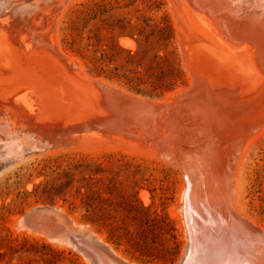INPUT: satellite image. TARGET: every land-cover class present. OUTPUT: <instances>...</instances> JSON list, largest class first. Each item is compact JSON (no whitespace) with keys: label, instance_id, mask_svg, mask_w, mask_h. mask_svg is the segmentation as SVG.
I'll list each match as a JSON object with an SVG mask.
<instances>
[{"label":"rangeland","instance_id":"obj_1","mask_svg":"<svg viewBox=\"0 0 264 264\" xmlns=\"http://www.w3.org/2000/svg\"><path fill=\"white\" fill-rule=\"evenodd\" d=\"M17 1L20 0H0V12L6 13ZM30 1H35L34 15L12 9L8 19H3L4 15L0 13V109H3L0 110V235L5 237L9 233L12 238L25 237L37 241V246L31 247L34 251L28 254L29 259L35 260L33 264H88L71 246H58L54 244L57 241L52 242L40 234L16 228L18 217L28 208L55 205L74 220L88 224L104 235L116 251L130 260L142 264L176 261L184 242L183 224L175 209L185 184L179 163L190 147L187 141L192 124L186 118L188 107L171 95L192 81L191 65L186 56L189 48L195 45L202 53L201 58L216 54L225 56L227 48L220 44L215 34L208 33L198 15L183 7L179 0ZM199 1L206 3L208 0ZM224 3V9L229 12L237 1L224 0ZM238 14L237 11L231 15L237 18ZM162 19H166L172 29L173 39L166 50L172 51L169 57L178 63L183 73L181 82L171 89L137 92L124 81L111 78L108 74L114 65L119 67L120 74L134 75L128 71L133 65L123 61L125 53L121 52L118 57L114 50L108 49L112 38L122 48L135 51L137 43L132 37L118 35V32L132 30L140 39L142 50L136 59L144 65L153 53H162L156 37H151L149 41L145 39V34L155 32L153 28L160 25ZM249 21L246 19L247 25L241 29L255 43L264 63V30H258L263 29L264 20L257 18L262 26L258 23L253 26ZM26 24L27 28H32L31 32L24 27ZM248 29L252 34L248 33ZM123 40L126 41L124 44ZM234 46L240 49L237 44ZM104 49L107 55L109 52L110 58L113 55V63L104 65ZM104 59L107 60L106 55ZM238 67L236 70L249 71L252 66L246 63ZM249 75L244 76L239 87V91H244L241 96L247 103L245 106L250 107L243 112L246 123L236 131L235 138H230L234 142L226 149L228 152L225 150L221 155L218 172L209 173V180L210 186L214 183L212 188L220 195L224 193L232 206L235 196L239 195L236 202L240 215L264 229V83L262 78L257 80ZM97 82L136 97L143 107L135 106L128 110L123 107L126 112L124 117L88 128L86 121L97 111L102 112L100 107L93 106L98 95ZM245 83L249 85L245 86ZM253 94L256 96L253 97ZM251 96L253 98L250 99ZM235 141L241 142L239 146ZM222 163L226 165L227 174ZM239 181L242 183L239 184ZM86 194H92L95 209L86 211L83 204L87 200ZM97 195L109 197L110 205L108 201L98 200ZM220 195L218 199L222 198ZM130 202L148 206L150 215H166L178 244L172 260L156 261L140 255L124 239L120 244L108 239L107 232L112 221L117 226L135 230L136 224L131 216L136 212L132 211L126 217L127 212L123 210L124 204ZM212 218L216 219V216ZM174 240L162 238L159 247L166 255L174 247ZM40 243L49 248L44 249ZM25 257L21 260L22 264L26 263Z\"/></svg>","mask_w":264,"mask_h":264},{"label":"bare ground","instance_id":"obj_2","mask_svg":"<svg viewBox=\"0 0 264 264\" xmlns=\"http://www.w3.org/2000/svg\"><path fill=\"white\" fill-rule=\"evenodd\" d=\"M179 1L182 3L183 7L190 8L191 11L193 10V12H195L198 15L199 19L203 21V25L206 28H208L207 30L209 32L208 31L207 32L210 34L212 33L213 35L215 34L218 41H220V44L224 45L227 48L226 50L227 54L224 53L225 56L219 57L216 54L207 57L204 54L205 57L203 58H201L202 55L201 51L197 47H195V45L194 48H189L188 51L186 52V56L188 57L191 65L190 75L192 81L190 84L194 86L195 89L194 93L187 97H184V95L179 96L176 95V92L180 93L182 89H177L174 92H172L171 95L172 97H176L181 105L188 107L189 111L187 112V116L186 115L185 116L188 122L191 120V124H192V128L189 133L190 138L187 141L190 147L187 148L186 152L184 151L185 152L183 154L184 159L182 158L183 159L182 161L178 159L179 161L182 162V163L180 162L181 164L179 163V165L181 166L185 176L184 177L185 184L180 193L179 203H177L175 207V209L178 211V214L181 218L184 228L183 229L184 245L183 248H181L183 258L180 264H264V247H263L264 229L259 226L251 224V221L249 222L246 218L240 215L239 209L237 207L238 203L236 202V197L239 195L235 196V201H234L235 204H233L232 206V204L229 203L230 199L227 200L224 197V193L221 194L222 198L220 197L221 199H218L219 198L218 195H220V193L218 194V191L212 188L214 183L210 186L211 179L209 180V173H213L215 171L218 172V169L220 167L219 166L220 159L222 157L221 155L231 145V142H234L232 141L234 139H230V138H232L235 135L236 131L246 123L245 122L246 119L245 118L243 119L245 115L243 114V112H245L246 110L247 106L245 105L247 103L245 104L243 102L244 99L242 98V96L244 91L242 92L239 91L240 82L242 81L243 78H245L244 76H246V74L247 75L252 74V76H255L257 80H261L262 78L263 79L262 81L264 83V63L260 58L257 46L245 35L243 30L241 29V27L247 25L245 23L246 19L247 20L249 19L250 20L249 22H251L252 23L251 25L253 26H256L257 23L258 25L260 24V22H257V18L264 20V0H235L237 1V4L229 12H226V9H224L223 7L225 4L224 0H208L206 3L203 1L200 2L199 0H179ZM34 3L31 2L30 0H20L19 2L17 1L14 4H12L9 7V11H7L6 13L5 12L4 14H2L3 12L0 13L4 15V17H2L3 19L5 18L8 19L9 17L8 13H11L12 11L10 10L12 9L15 10L20 9L21 12L25 14L26 13L32 14L33 12L36 11V6ZM20 6L22 8H20ZM237 11L239 13L238 14L239 17L238 15L237 18L235 17V15L234 16L231 15L232 13ZM232 18H235V20H233ZM24 27L27 28L28 27L27 24L26 26L24 25ZM27 29H29L30 32L32 31L31 27ZM188 29L190 30V28ZM249 30L250 29H248V33L250 32ZM258 30L259 31L264 30V25H263V29L261 28ZM204 31L205 30H203V32ZM250 34H252V32H250ZM41 39H44V37ZM120 41H122V39H120ZM124 42L126 41L123 40V44ZM31 44L32 43H30V45ZM235 44L239 46L240 48L239 50L237 46H234ZM30 45L28 44L29 47ZM37 46L39 47V45ZM12 50L14 49L12 48ZM13 52H16V50ZM40 54L38 53L37 55ZM246 63L251 64L252 66L251 70L250 69L249 71H247V69L245 71L236 70V67L242 66ZM243 72H245V74ZM248 80L250 79L248 78ZM246 84L249 85V83H245V86H247ZM250 84L253 85V83ZM243 86L241 88H243ZM248 88L247 90L245 89L246 90L245 93H247ZM252 90L254 91V87L252 88ZM258 91L260 90L258 89ZM257 93L258 92H256V94ZM254 95L255 94H253V97ZM258 95L260 96L261 94ZM253 97L251 96L250 99ZM246 100L247 99L245 98V101ZM257 100L258 99H256V101ZM0 110L3 111V109ZM248 121L250 120L248 119ZM35 124L42 126V123L36 121ZM240 143H238V146ZM181 148L180 150L183 149ZM235 149H233L232 151H234ZM225 152L228 151L226 150ZM234 152L233 155H235ZM244 152L247 153V151ZM223 161L225 162L224 159ZM168 163L171 164V162ZM222 166H224L225 168L226 165L223 164ZM226 169L227 168H225V174L228 173ZM240 183L242 182L239 181V184ZM237 190H239V188ZM227 198H229L228 195ZM55 208L57 211L56 212L57 216L58 218L62 219L64 226L65 227L68 226V228L71 229L73 228L77 230L76 234L80 235V237H84L87 240H89L93 251L87 252L85 248L82 247L77 248L76 246L74 247L72 244H69L67 241H63V240L60 241L56 240L57 242H55L54 244L62 247L71 246L83 256V258L88 264H142L140 262L130 260L125 256H123L121 252L116 251L113 248V246L109 242H107L104 235L97 233L95 229L90 225L81 223L67 216V214L58 206H56ZM47 211L50 214H52L51 211L49 210ZM213 216H216V219H213L212 218Z\"/></svg>","mask_w":264,"mask_h":264},{"label":"trees","instance_id":"obj_3","mask_svg":"<svg viewBox=\"0 0 264 264\" xmlns=\"http://www.w3.org/2000/svg\"><path fill=\"white\" fill-rule=\"evenodd\" d=\"M155 32L150 34H145L146 41H149L151 37H156L158 41V46L162 49V53H153L151 59L144 62V65L137 61V57L141 50L140 39L135 37V34L132 30H128L126 32H118V35H128L132 37L137 43V48L135 51H132L131 48L124 49L119 46L115 38H112V45H108V49L114 50L118 57L121 52L125 53L123 57V61L125 64L133 65L132 69H129L130 73L134 74L131 76L130 74H120L118 72L119 67L114 65L112 69L110 68L109 76L111 78L116 77L118 80L124 81V84L129 85L130 87L137 90V92H152L159 90L171 89L176 83H180L183 78V73L178 66V63L174 62L173 59H170L169 53L172 51H167V46L171 43L173 39L172 29L168 24L166 19H162L160 25H155L153 28ZM141 35V31L139 30ZM152 38V39H153ZM159 51V49L157 50ZM104 56H107V60L102 56V61L104 60V65H108V63H113V55L112 58L109 56V52L107 55V50L104 49L102 51ZM101 61V60H100ZM101 61V62H102ZM105 70V69H104ZM143 91V92H144ZM111 193V192H105ZM87 200L83 201L84 206L86 207V211L95 209V204L93 202L92 194L85 195ZM98 200L108 201V205H110L111 201L109 197L97 195ZM123 210L126 213V217L129 216L128 213L135 211L138 214H132V219L136 224L135 230H130L126 227H122L117 224H113L114 221L109 223V228L107 232V237L112 242L116 244L121 243V239L132 246L140 255H145L148 257H152L153 260L156 259L160 261L162 260H172L171 256H173L177 251L178 244L175 242L174 228H172L171 224L166 218V215H150L148 214L149 207L143 206L141 203H125L123 206ZM124 220V217L122 218ZM118 230V232H116ZM123 233L121 234L120 231ZM122 235H124L122 238ZM168 237V239L174 240V247H172L171 252L166 255L163 251L164 249L160 248L162 238ZM37 241L29 240L25 237L23 238H12L11 234H6L5 237L0 235V264H22L21 260L23 256L25 257V264H33V259L28 258V254L32 253L31 247L37 246ZM40 246L44 249H48L49 247L40 243ZM170 257V258H168ZM46 264V263H43Z\"/></svg>","mask_w":264,"mask_h":264},{"label":"water","instance_id":"obj_4","mask_svg":"<svg viewBox=\"0 0 264 264\" xmlns=\"http://www.w3.org/2000/svg\"><path fill=\"white\" fill-rule=\"evenodd\" d=\"M194 90V86L192 84H188L180 91L179 96L184 95V97H187L192 95ZM96 94L98 95L93 102V106L96 108L100 107L102 112L98 113L97 111V114L91 117L90 120L87 119L88 121L86 122H88V128L95 126L98 127L99 124L106 125L109 121H112L117 117H124L126 112L124 111L123 107H125L126 110L133 109L135 106L143 107L142 102L136 100V97L122 94L118 90L110 88L100 82L96 83ZM121 108H123L122 111ZM84 121L82 122L83 126ZM55 207V205H35L28 208L18 217L16 221V228L27 229L32 234H40L52 242H55L56 240H63L67 241L69 244H72L74 247L76 246L77 248H85L87 252L93 251L89 240L76 234L77 230L68 228V226H64L62 219L58 218L57 216ZM47 210L51 211L52 214H50ZM182 258L183 254L181 249L176 261L169 264H180Z\"/></svg>","mask_w":264,"mask_h":264}]
</instances>
